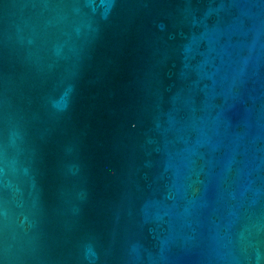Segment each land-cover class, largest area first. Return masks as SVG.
<instances>
[{"label": "water", "instance_id": "1", "mask_svg": "<svg viewBox=\"0 0 264 264\" xmlns=\"http://www.w3.org/2000/svg\"><path fill=\"white\" fill-rule=\"evenodd\" d=\"M0 264H264V0H0Z\"/></svg>", "mask_w": 264, "mask_h": 264}]
</instances>
